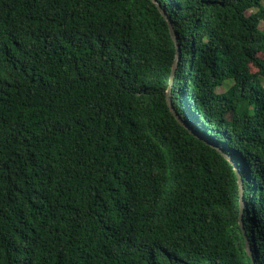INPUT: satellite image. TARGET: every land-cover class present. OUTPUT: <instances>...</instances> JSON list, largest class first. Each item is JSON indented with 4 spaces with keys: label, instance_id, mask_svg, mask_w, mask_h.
<instances>
[{
    "label": "trees",
    "instance_id": "16d2710c",
    "mask_svg": "<svg viewBox=\"0 0 264 264\" xmlns=\"http://www.w3.org/2000/svg\"><path fill=\"white\" fill-rule=\"evenodd\" d=\"M156 1L197 135L155 2L0 0V264H264V0Z\"/></svg>",
    "mask_w": 264,
    "mask_h": 264
},
{
    "label": "water",
    "instance_id": "95a60500",
    "mask_svg": "<svg viewBox=\"0 0 264 264\" xmlns=\"http://www.w3.org/2000/svg\"><path fill=\"white\" fill-rule=\"evenodd\" d=\"M153 2H155L157 4V7L159 9V11L161 12L162 16L166 19L167 24H168V30H169V34L173 40V43L175 45V55H174V59L171 65V71H170V75H169V80H168V86L166 89V103L168 105L169 110L172 112L173 116L176 118V120L182 124L183 126H185L191 133H193L194 135H197V133H195L179 116V114L177 113V111L175 110L172 101H171V89H172V84H173V78H174V74H175V70H176V65L177 62L179 60L180 57V45L178 44V40H177V35L173 29L170 17L166 15L164 9H162L158 2L156 0H152ZM201 137V136H200ZM205 142H207L208 144H210L211 146L216 147V149L234 166V169L236 171L237 174V181H238V185H239V195H240V213H239V225L245 235V230L243 228V222H242V213H243V208L245 205L244 199H243V187H242V178L240 176V173L237 170V166L236 163L233 161L232 156L225 152L223 149H221L219 146H216L213 142L205 139L204 137H201ZM245 237V250L247 251V253L252 257V252L250 249V244L248 242V239Z\"/></svg>",
    "mask_w": 264,
    "mask_h": 264
},
{
    "label": "rangeland",
    "instance_id": "374dc122",
    "mask_svg": "<svg viewBox=\"0 0 264 264\" xmlns=\"http://www.w3.org/2000/svg\"><path fill=\"white\" fill-rule=\"evenodd\" d=\"M263 26H264V23L261 21L259 24V27L263 28ZM250 69H251V71L256 70V68L253 65L250 66ZM231 83H232L231 80H226L223 85H221L220 87L217 88V91H224L226 88H228L230 86Z\"/></svg>",
    "mask_w": 264,
    "mask_h": 264
}]
</instances>
